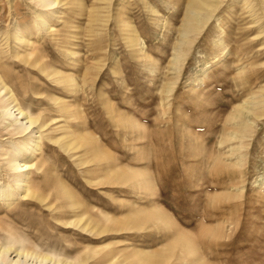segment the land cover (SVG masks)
Wrapping results in <instances>:
<instances>
[{
    "label": "rangeland",
    "instance_id": "rangeland-1",
    "mask_svg": "<svg viewBox=\"0 0 264 264\" xmlns=\"http://www.w3.org/2000/svg\"><path fill=\"white\" fill-rule=\"evenodd\" d=\"M59 1L0 0V75L37 119L0 127V247L264 264V0Z\"/></svg>",
    "mask_w": 264,
    "mask_h": 264
},
{
    "label": "bare ground",
    "instance_id": "bare-ground-1",
    "mask_svg": "<svg viewBox=\"0 0 264 264\" xmlns=\"http://www.w3.org/2000/svg\"><path fill=\"white\" fill-rule=\"evenodd\" d=\"M34 1L36 2V5L38 7H40L39 9L43 10V12L51 11V9L54 7V5H56L60 2L59 0H34ZM195 2H197L196 5H200V6L204 5V3H202L201 1H194L192 3V5ZM193 6H195V4ZM195 8H197V7H195ZM0 71L2 72L3 70H0ZM1 74H3V73H1ZM5 75H6V73H5ZM2 76L3 75H0V127H3L4 129H6L7 126L11 127L13 133L15 135H18V138L23 137V136L27 137V135H29V134H30V136L28 138H32V136H33L32 130L34 129L35 124L37 123V119H35L34 118L35 116H32V114L29 111L27 112L24 109L18 107L17 104H15L16 100H14V95L12 93V90H9L8 87L4 84L3 80L5 81V79H4L5 77L4 76L2 77ZM44 127H46V125L43 126V128ZM41 128L42 127H39V129H41ZM28 140L30 141V139H28ZM28 145H29V143L26 142L25 147ZM25 147L23 149H25ZM70 147H71L70 145H67L66 149L70 148ZM23 149H21V151ZM16 152H17V150H16ZM8 164L11 165V169L14 171L13 173L16 175L19 172H26L29 170V166L26 164L25 159H21L20 161H14V160L8 161ZM17 177H19V176H17ZM14 179H15V177H14ZM19 182H20V187H23L26 184V181L24 178H22V180H19ZM27 191H28V189H27ZM27 191H26V193H27ZM30 194H27V195H30ZM27 197H29V196H27ZM30 197H31V195H30ZM32 197H34V196H32ZM79 220H81V219H79ZM79 220H78V222H79ZM84 226L86 228L87 225H84ZM13 248H14V246H6L4 248L0 247V264H27L25 261L26 258H33L38 262V264H50V263L61 264L59 261H54L51 258L41 257V256L33 255V254H27L26 252H23L20 249H16V248L13 249ZM12 249H13V251H11ZM12 255H13V257L11 259ZM22 258H24L25 260L22 261ZM197 261H199V260H197ZM195 263H197V262H193V264H195ZM64 264H85V263H82L81 261L80 262L76 261L73 263L67 261Z\"/></svg>",
    "mask_w": 264,
    "mask_h": 264
}]
</instances>
